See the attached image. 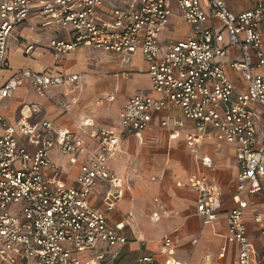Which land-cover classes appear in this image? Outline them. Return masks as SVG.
Segmentation results:
<instances>
[{
  "label": "built area",
  "instance_id": "obj_1",
  "mask_svg": "<svg viewBox=\"0 0 264 264\" xmlns=\"http://www.w3.org/2000/svg\"><path fill=\"white\" fill-rule=\"evenodd\" d=\"M35 18L41 19L40 26L64 27L63 36L50 40L55 60L78 46L125 60L142 51L153 89L161 96L133 94L117 125H101L87 116L77 131L50 119L32 121L39 111L35 104L28 106L29 116L23 114L15 123L0 113V264H186L175 256L170 236L164 239L167 255L162 262L149 252H142L135 263L118 262L120 248L129 241L128 221L111 223L90 197L105 180L110 188L103 200L108 210L115 207L130 186L110 170L109 159L131 135L142 138L155 113L173 106L195 126L186 133L191 153L200 156L206 140L234 144L239 191H263L264 0L239 13L231 11L226 0H0V72L9 65L13 31L27 22L34 29L30 21ZM173 18L191 26L187 36L162 37ZM34 48L27 43L23 50L30 54ZM229 69L238 71L246 84L237 83ZM79 79V73L25 68L0 84V100L27 82L45 94ZM116 96L111 91L99 102ZM59 106L69 109L63 100ZM162 124L168 125L169 119ZM175 124L184 126V120ZM178 134L174 130L171 136ZM55 145L74 160L88 155L75 184L61 182L60 167L50 156ZM200 158L205 166H213L210 156ZM188 185L198 193V213L206 223L214 222L222 208L221 184L198 174ZM234 201L226 238L238 245L236 263L264 264V247L258 250L248 234V202L240 193ZM153 218L159 214L154 212ZM255 220L264 236V217L257 214Z\"/></svg>",
  "mask_w": 264,
  "mask_h": 264
},
{
  "label": "crops",
  "instance_id": "obj_2",
  "mask_svg": "<svg viewBox=\"0 0 264 264\" xmlns=\"http://www.w3.org/2000/svg\"><path fill=\"white\" fill-rule=\"evenodd\" d=\"M228 4V3H227ZM254 5V4H253ZM253 5L241 10L231 11L239 13ZM172 20L162 37H185L189 34L191 26L185 22L176 25ZM28 27V22L18 26ZM178 26H182L183 33L175 35ZM19 31V30H18ZM19 39L18 49L24 53L23 47L27 43H34L35 48L29 54L32 61L39 62L41 70H62L66 73H79L80 79L74 83H67L49 89L45 94H40L35 86L29 82L19 86L12 96L0 100V113L11 123H15L25 116L30 115L28 106L35 104L39 111L31 117L32 121L50 119L58 126H63L77 131L78 122L84 117H92L101 125H117L121 119V111L126 100L136 93L161 96L151 84L148 62L142 51L138 50L126 60L123 57L109 53L117 59L119 65H102L106 72H82L89 69L87 57L84 52L86 46H78L70 55L58 61L60 65L49 67L50 63L58 62L53 57L49 45H43L33 39L16 35ZM55 37V36H53ZM51 37V39L53 38ZM22 39V40H20ZM50 44V42H49ZM88 48V47H87ZM28 57V54H23ZM139 55L146 63L144 70L133 64L134 57ZM9 65L0 72V84L13 76L19 70L30 68L22 65V57L8 52ZM74 61L72 62L73 59ZM76 59V60H75ZM38 63V62H37ZM82 69H79V67ZM22 68V69H21ZM229 74L238 80L239 72L229 69ZM106 73L114 80V86ZM142 80L137 84L135 79ZM130 83V85H128ZM129 88V90H128ZM111 91H116L114 101L99 100ZM63 100L69 104L65 111L59 106ZM107 115V116H106ZM169 119L168 125H163V119ZM184 120V126L177 127L175 121ZM191 120L184 118L178 107H171L154 114L153 120L143 132L142 138L131 135L122 144L120 150L108 161L112 172L122 177L125 185L130 189L120 198L112 210H108L103 200L105 192L110 185L105 180L99 181V186L90 197L93 206L104 211L111 223L127 220L126 234L128 243L120 248L118 262L135 263L143 252L153 253L158 262H162L167 255L164 239L170 236L175 248V256L186 264H237L238 245L227 242L229 210L236 205L234 196L239 194L247 200L245 219L250 239L258 250L264 247V236H261L259 223L255 220L257 214L264 217V189L250 194L240 192L238 189V175L240 166L237 161V150L234 144L224 140H206L200 148V156L207 155L213 159V166L203 164L200 156L189 150L186 143L187 131L194 130ZM174 130L179 134L172 137ZM50 156L60 167V180L65 185L76 183L80 165L88 158L81 156L74 160L69 155L63 154L58 145L51 150ZM52 175V171L48 170ZM205 174L222 186V208L217 219L206 223L203 216L198 213V193L188 185L193 175ZM159 214L158 219L153 218V213ZM196 240V241H194ZM116 250V248L114 249ZM224 252L223 255L221 253Z\"/></svg>",
  "mask_w": 264,
  "mask_h": 264
},
{
  "label": "rangeland",
  "instance_id": "obj_3",
  "mask_svg": "<svg viewBox=\"0 0 264 264\" xmlns=\"http://www.w3.org/2000/svg\"><path fill=\"white\" fill-rule=\"evenodd\" d=\"M226 1L231 6V8L233 10H241L243 8H247V7L251 6V5H253L256 0H226ZM173 20H174L173 22L176 25L182 24V22L178 18H173ZM40 21H41L40 18H35V19L31 20L30 22L34 25V29L28 28L26 26L18 28V29H15L13 31V35L9 38L8 51L12 50V54L13 55L14 54H16V55L19 54V56L21 55L22 60H23L22 61V65H21L22 68H23V66H26V67H31V69H33V70H36V69L40 68L39 65H38L39 62L42 61L43 63H46L47 61H49V59L45 58V60L44 59L43 60L40 59V60L32 61V60L29 59V57H30L29 54L27 55L28 57L24 56L23 55L24 53L20 52V50L18 49V41L17 40H19V39L16 37V35H18V32L22 36L24 35L27 38L33 39L35 41L38 40L39 41L38 43L43 45L42 48H44V46L46 48L49 45L51 37H53V36H63L64 33H65L64 27H62L58 23H54V24L49 25V26H40L39 25ZM182 33H183L182 26H178V28L175 31V35L176 36L177 35H181ZM20 40H22V39H20ZM84 52L87 53L86 54L87 62H88L87 65L89 67L88 70L82 72L84 75H86L88 72H97V71H100L102 73L106 72V69L102 66L104 64L109 65V66H115V67H117V65H119V62H117L118 61L117 59H113L108 52H105L103 50L95 49V48H92V47H88L87 48V46H86ZM70 53H71V51L63 54L61 58L66 59L70 55ZM70 59H73V58H70ZM56 61H58V60H56ZM73 61H74V59L72 60V62ZM133 61H135V62L130 63V64H133L136 67H138L139 69L144 70L142 68H145L146 63L144 62V60L142 59L141 56L136 55L134 57ZM61 63L62 62H59V61L55 62V63L52 62V63L49 64V67L54 69V66L60 65ZM34 68H36V69H34ZM79 69H82V67L80 66ZM59 71L60 72H64L62 70H56V71H53V72H59ZM106 76H107V78L110 77L107 73H106ZM142 77L143 76L141 75L139 79H135V83L136 84H137V82L139 83L142 80ZM108 80L110 81V86H111V84L114 83V80H112L111 78H109ZM237 83H239L240 85L244 86L246 84V81L244 80V78L242 76H239V78L237 80ZM128 85H130V83H128ZM113 86H114V84H112L111 87H113ZM128 90H129V88H128Z\"/></svg>",
  "mask_w": 264,
  "mask_h": 264
}]
</instances>
